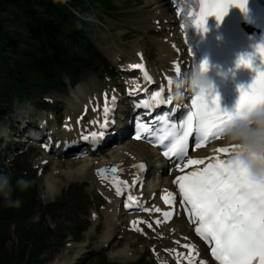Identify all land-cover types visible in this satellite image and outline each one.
Segmentation results:
<instances>
[{
    "label": "rangeland",
    "instance_id": "obj_1",
    "mask_svg": "<svg viewBox=\"0 0 264 264\" xmlns=\"http://www.w3.org/2000/svg\"><path fill=\"white\" fill-rule=\"evenodd\" d=\"M114 1L116 8L114 13L87 9L79 14V18L83 20L85 40L106 59L108 67L114 70L112 71L114 77L110 79L100 70H89L78 78L79 84L74 89L68 88L72 86L65 82L69 85L67 88L49 92L45 99L54 102L59 124L65 115L70 117L73 114L77 115L84 99L90 95L93 100L101 89L107 90L121 84L123 79L120 77L122 71L119 68L123 66L118 65L134 59L137 51V54H144L154 73L163 65L161 64L163 59L160 57L161 46L170 43L167 40L172 38V32L164 24V19L157 17L159 12L153 7L152 0ZM1 72L0 66V74ZM3 112L9 116H5L0 123V173L12 174L16 162L12 153L22 154L23 161L20 164H23L24 168L28 167V175L33 178L31 192L34 193L35 202H40V205L21 216L7 220L0 218V264H61L57 261L65 256L68 260L72 259V254L75 256L77 250L80 252L77 255L80 259L75 261L77 264H155L154 256L149 254V247L152 244L147 239H137L119 233L107 247L101 245L103 241L101 234L106 223L105 215L110 214L108 206L97 195L92 181H89L90 178L74 181L67 178L69 170H76L87 162L91 164L90 166L92 164L96 166L111 161L110 158L117 154L118 148L127 144L126 141L123 140L116 148L96 154L94 157L82 158L83 160L75 159L73 156L60 158L57 162L61 165L48 164L39 176L34 168L39 165L43 156L37 152L39 156L34 158L35 152H26L22 150V146L14 151L16 144L14 138L20 133L14 125L19 118L50 119L49 113L37 111L29 104H20L16 101L10 111ZM8 121L10 125H7ZM125 148L128 149L127 145ZM133 149L135 147L132 145L130 152ZM66 163L76 165L69 168ZM154 173L156 172L151 171L152 176ZM99 205L102 207L99 208ZM2 206L3 200L0 196V213ZM48 207H58V211L51 216ZM94 210L97 216L90 218ZM79 230L82 231L81 235ZM69 231H72L74 236H71ZM25 232H28V235H24ZM117 237L123 239L118 240ZM39 238L44 242L43 255L31 260L29 250H32L34 239ZM74 241L80 243L75 244ZM125 247L127 249L123 250ZM121 250L127 251V258L123 263L118 262L116 258ZM63 252H68V255H62ZM57 253L60 255L59 258L55 256Z\"/></svg>",
    "mask_w": 264,
    "mask_h": 264
},
{
    "label": "snow or ice",
    "instance_id": "obj_2",
    "mask_svg": "<svg viewBox=\"0 0 264 264\" xmlns=\"http://www.w3.org/2000/svg\"><path fill=\"white\" fill-rule=\"evenodd\" d=\"M199 10L180 9L191 18L194 26L207 32L206 27L209 17L214 16L221 22L231 6L240 7L246 10L247 0H196ZM187 38V37H186ZM261 57H264V44L257 45ZM189 51L192 52L191 48ZM254 57L242 55L237 61V67L244 66L252 68L256 73L252 83L245 88L240 87V98L236 108L248 106L255 108L264 105V63L261 67L253 68ZM208 62L205 60L200 67L207 68ZM133 68L144 69L143 64H133ZM177 64L176 72H180ZM146 79H151L146 69L144 70ZM171 87L172 80H168ZM158 103H171V98L163 100L161 93H155L153 97ZM113 105L116 97L112 96ZM105 96V117L109 112ZM147 106L148 102H143ZM195 111L189 113L187 119L182 121L175 129L170 144L166 146L164 155L177 159L176 167L179 175L175 176L174 183L178 186L182 203L189 211L190 219L196 224L195 232L210 246L211 257L218 264H264V181L253 179L240 163L233 158V152L238 147L232 144L222 147L216 151L228 153L230 158L221 159L219 156L206 157L202 159L188 157V139L195 133L193 148H200L209 138H218L222 135L226 121L232 118L233 113L222 112L219 108V96H208L199 93L193 100ZM93 123H100L93 121ZM109 121L107 118L101 123V128H106ZM143 125L138 124V127ZM104 132H90L83 137L84 140L91 138L95 143L98 136L102 137ZM139 138V137H138ZM186 162L181 165L179 161ZM202 165V167H200ZM190 166L194 167L190 171H185ZM138 167L143 170L145 165L140 163ZM111 172L117 173L118 166H111ZM109 169H97V174L102 175ZM117 194H122L118 176H114ZM134 199L129 196V200ZM162 199L166 204L174 206L177 203L175 193L165 190ZM146 212H161L159 207L144 208ZM173 215L172 211L162 212L164 220ZM143 221H133V227L137 231H142L137 227ZM157 219L156 223H161ZM151 227V225H149ZM179 244L180 242L177 241ZM188 250L187 254L177 253V260L183 255L187 264H207L204 259H197L200 256L195 244L186 243L183 245ZM175 251V250H170Z\"/></svg>",
    "mask_w": 264,
    "mask_h": 264
},
{
    "label": "trees",
    "instance_id": "obj_3",
    "mask_svg": "<svg viewBox=\"0 0 264 264\" xmlns=\"http://www.w3.org/2000/svg\"><path fill=\"white\" fill-rule=\"evenodd\" d=\"M85 4L90 9H113L112 0H0V104L7 95L18 102L39 99L50 90L61 89L64 78L72 83L82 70L103 66L96 53L83 48V40L75 31L79 20L74 13ZM8 14H12L13 22L5 25L3 18ZM12 29L17 40L11 37ZM11 103L7 100L2 105L8 108ZM0 174L11 179L10 199L20 201L18 206L10 205L3 196L1 219L35 208L30 184L22 188L16 183L17 175ZM39 243L38 239L30 253L33 259L41 255Z\"/></svg>",
    "mask_w": 264,
    "mask_h": 264
},
{
    "label": "bare ground",
    "instance_id": "obj_4",
    "mask_svg": "<svg viewBox=\"0 0 264 264\" xmlns=\"http://www.w3.org/2000/svg\"><path fill=\"white\" fill-rule=\"evenodd\" d=\"M153 2H155V3H153ZM152 5L155 8V10L157 9V11L159 12L157 14V17L166 20L167 28L170 29V31H172V37H173L174 41L175 42L179 41V43H180L181 38H180V35L178 33L177 19L175 17L174 10L171 7V4L169 3V1L168 0H152ZM172 42L173 41H171L169 44L166 43L167 45H163V47L161 46L160 57H162V59H163L162 63L168 65L171 61L172 62L177 61L179 64H180V62L183 64L185 60L183 61V56L181 55L182 52H181V50L176 52L172 48V44H174ZM181 48H182V46H181ZM125 62H127V61H125ZM133 64H135V63L130 62V63L126 64L127 66L125 67V69H127V70L132 69L131 65H133ZM136 64H139V63H136ZM165 68L166 67L162 68L161 74L164 75L165 78H167L166 75L171 73L172 70H171V68H167L165 70ZM133 73L136 75V72H133ZM166 73H168V74H166ZM174 75H175V73L173 74V76ZM173 76H169V77L172 78ZM138 78L139 77L137 75V79ZM138 80L140 82V79H138ZM126 85L132 86L133 84L131 81H129ZM24 126H25V123H24ZM121 131H124V129H122ZM71 138H72V136L66 132L63 134L62 137H59V139L62 141L69 140ZM117 138H119V137H117ZM126 143L127 144L118 148L117 154L114 157L110 158V160L115 165H118L123 170L120 173H118V175H117L119 177V179H122V181H128L131 179V176L133 175V171H134V169H136L139 160L147 161L150 164V167L152 170L154 169L153 163L155 161L153 159V156H154L153 150L146 147V145H144L143 143H138V144H132L131 142H126ZM65 145H66V143H63L62 146L67 148ZM126 145H127L128 149L125 148ZM132 145L135 147V149H133L134 152L131 150L132 154H130V149H131ZM87 163L84 165H80L79 167L76 168V170H69L68 176H67L68 180L74 181L76 179L88 177L92 181L93 185L98 184L102 188H106V189H108L109 187H112L113 183L111 182V180H109L107 178L99 177L97 175V169L95 168L96 166H94V164H92V166H90L91 164L89 162H87ZM51 164L52 165H56V164L61 165L59 162H53V161L51 162ZM66 165L69 168H72L76 164L66 163ZM168 178L169 177L163 176V178H161V181L166 180ZM147 180H149V178ZM170 180H171V178L169 179V181ZM79 182H81V181H79ZM113 182L115 184L114 180H113ZM158 184H160V182L157 181V178L155 180L153 179L152 185L147 188V194L149 195V193L154 192V190L158 188V186H159ZM121 185L123 187L126 184L121 183ZM156 185H158V186H156ZM115 189H116V187H115ZM117 204H118L117 201H113L112 210L114 212L118 210ZM155 204L158 206L156 201H155ZM158 207L160 208V206H158ZM105 217H106V223H107L106 226L107 225L108 226L107 227L105 226L106 228H104L103 234H101L102 239H103V241L101 242V245H103V246L107 245L109 242H112V238H113V236L115 234V230H116V228H115L116 226H114L115 216L111 215V214H106ZM167 232H168V234H166V236L164 237V240L157 246V249H160V248L166 249L171 254L173 253V251H170V250H179L178 253H183L186 255L188 250L185 249L183 247V245L186 243L191 244L190 241L192 240L186 225L182 221H180V219L174 220L168 225ZM128 235L132 236V234H130V233H128ZM177 241H179L180 243L178 244ZM125 249H127V247H125L123 250H125ZM123 250H121L120 254H118V256L116 257L117 261H119L120 263H123V260L127 258V255H126L127 251L125 252ZM199 253H200V251H199ZM64 254L68 255V252H63L62 255H64ZM79 254H80V252L77 250L75 252V257L72 260V262H74L76 258L78 259L77 255H79ZM55 256L57 258H59L60 255H59V253H57ZM198 258H200V259L202 258L201 253H200V256ZM57 262L61 263V264H70V261H68V259H66V256Z\"/></svg>",
    "mask_w": 264,
    "mask_h": 264
},
{
    "label": "clouds",
    "instance_id": "obj_5",
    "mask_svg": "<svg viewBox=\"0 0 264 264\" xmlns=\"http://www.w3.org/2000/svg\"><path fill=\"white\" fill-rule=\"evenodd\" d=\"M207 68L198 67L192 70L187 77V83L198 93L208 96L218 95L215 92L213 81L208 76ZM222 75V74H221ZM185 81H177V88H182ZM222 138L238 147L233 152V158L247 170L248 174L257 181H264V105L250 108L241 106L236 108L232 118L226 121ZM16 183L27 188L31 183L23 177ZM11 179L6 174H0V194L8 198L10 205H19V200H12Z\"/></svg>",
    "mask_w": 264,
    "mask_h": 264
}]
</instances>
